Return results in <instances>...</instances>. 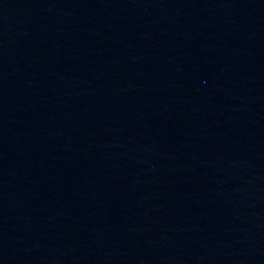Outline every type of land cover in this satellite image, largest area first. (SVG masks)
<instances>
[{
	"label": "water",
	"instance_id": "95a60500",
	"mask_svg": "<svg viewBox=\"0 0 264 264\" xmlns=\"http://www.w3.org/2000/svg\"><path fill=\"white\" fill-rule=\"evenodd\" d=\"M0 264H264V0H0Z\"/></svg>",
	"mask_w": 264,
	"mask_h": 264
}]
</instances>
